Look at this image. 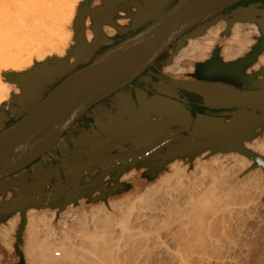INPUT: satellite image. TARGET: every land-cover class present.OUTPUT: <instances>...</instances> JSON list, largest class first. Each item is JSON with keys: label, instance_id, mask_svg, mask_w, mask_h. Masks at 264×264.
Instances as JSON below:
<instances>
[{"label": "water", "instance_id": "obj_1", "mask_svg": "<svg viewBox=\"0 0 264 264\" xmlns=\"http://www.w3.org/2000/svg\"><path fill=\"white\" fill-rule=\"evenodd\" d=\"M240 1L242 0H101L99 5H93V0H83L75 18V43L67 52L73 62H69L67 58L53 57L36 63L22 73L10 72L5 75L8 82L18 85L19 93H12L10 100L21 107L31 97V93H34L32 96L38 94L43 86L70 72L43 99L32 105L24 117L4 130L1 129L7 114L0 113V179L42 157L94 103L133 81L170 44L177 43L178 48L183 46L181 37L202 35L211 24L220 20L226 22V36H229L233 23L254 22L242 17L246 8H238L229 16L223 15L225 9ZM122 5L132 8V11L127 12L130 21L125 28L114 20ZM87 17L90 18V29L94 34L91 42H87L85 38ZM256 22L259 24L261 38L245 56L224 62L219 56V50L215 49L209 60L196 65L197 77L212 82L183 83L186 90L203 98L204 107L225 110L223 117L201 114L193 117L171 100L159 97L139 102L137 112L131 120L119 123L113 129L101 130L105 139L95 132V136L89 141L93 154L86 160L74 162L60 159L66 169V179L62 180L57 175L58 183L49 192L45 193L41 188L12 187L15 189V196L0 204V223L6 222L7 218L20 211L21 221L15 248H18L22 240L27 208H41L42 201L45 200L47 207L62 211L70 204H76L80 198L92 194L93 191L83 189L100 185L104 175L111 174L113 170L118 172L114 177L117 180L124 168L121 161L117 162L121 164L120 167L115 165L106 169V165L114 162L122 153H110L116 149L124 150L122 144L129 143L131 139H117L115 142L113 139L117 135L126 137L132 134V129L140 126L139 129L143 128L146 132L140 142L145 140L146 145L154 139L150 134V126L160 130L158 135L155 134L156 130L152 132L156 135L157 142L150 145V149L154 146L153 155L148 154L153 159H157V151L163 154L158 163L159 169L173 159L192 161L205 151H235L253 160L251 168L261 166L264 170V157L243 145L245 141L264 133V67L253 73H245L264 51V20ZM104 25L113 27L118 33L132 31L134 34L108 47L88 63L96 51L112 42L101 30ZM79 65L85 66L76 69ZM33 73L36 76H32ZM257 76H261V80ZM218 81L234 82L244 88L239 89ZM15 111L16 107L10 109V113ZM153 117L156 121H152ZM172 127H175L176 135L167 136ZM111 134L115 136H109ZM143 144L135 145L139 149L144 147ZM148 158L149 156H145L141 160ZM127 166L134 164L128 163ZM95 167L102 170L97 182L80 186L83 175ZM63 181L65 185H62ZM74 181L79 185L76 192L74 187L71 188ZM99 185L96 190L102 193L104 188ZM102 198L105 199L103 194Z\"/></svg>", "mask_w": 264, "mask_h": 264}, {"label": "bare ground", "instance_id": "obj_2", "mask_svg": "<svg viewBox=\"0 0 264 264\" xmlns=\"http://www.w3.org/2000/svg\"><path fill=\"white\" fill-rule=\"evenodd\" d=\"M63 10L62 0H0V104L12 87L1 72L3 66L20 71L32 66L34 61L63 57L71 37L68 28L71 21ZM37 27L40 35L33 38L29 33ZM219 33L217 26L201 38L189 39L168 69L183 71L186 70L181 66L183 60L205 58ZM251 35L241 23L235 24L222 53L227 58L242 54L252 42ZM139 128L132 129V134L126 137L109 135L115 136L113 142L131 139L129 142L144 143V147L122 153L106 169L120 167L118 161L125 167L128 163L135 166L145 156L153 159L154 146L150 147L157 142L155 134L160 130L154 134L156 129L150 126L154 139L146 145L145 140L140 142L145 132ZM247 146L264 156V136L248 142ZM157 152L156 158L161 162L163 154ZM253 164V160L238 153L197 159L191 167L172 161L169 170L137 196H126L108 206H93L80 215H71L70 221L78 230L65 223L60 245L53 240L57 234L52 226L53 218L30 211L25 228L26 263L243 264L242 259L251 258L258 250L254 245L256 250L250 251L249 244L254 242L256 231L264 228V170L258 166L246 171ZM72 185L75 192L79 190L76 181ZM18 221L16 213L0 226V241L13 243Z\"/></svg>", "mask_w": 264, "mask_h": 264}, {"label": "flooded vegetation", "instance_id": "obj_3", "mask_svg": "<svg viewBox=\"0 0 264 264\" xmlns=\"http://www.w3.org/2000/svg\"><path fill=\"white\" fill-rule=\"evenodd\" d=\"M238 8H246L247 10L244 12L242 17L249 19V20H253L254 24L257 26V28H259V24L256 21H263L264 20V13H263L264 12V0H242V1L232 5L231 7L225 9L222 13L225 16H229L233 11H235ZM128 11H132V8L125 6V5H122L120 7L119 11L117 12V14L114 18L116 24H118L119 26L124 27V28L129 26V22L121 24V25L118 23V20H120L121 18L125 19V21L128 20V15H127ZM88 27H90V26H88ZM137 31H139V30H137ZM133 34H134V32H132V31H128V32H124V33H118L116 30L112 36H109L105 33L104 35L107 37V39H109L112 42L107 43L106 46H104L100 50L96 51L93 54L92 58L89 59L88 63L91 62L93 57L96 56L97 54L103 52L108 47L125 40L126 38H128L129 36H131ZM258 37L259 36H257L256 39H259ZM180 39L184 40V44H186L187 39H185L184 37H181ZM91 41L92 40H90L89 42H91ZM176 47H177V43H172L169 46H167V48L153 62H151L140 75H138L133 81H131L126 86H128L130 84H136L137 86L144 89L147 92L149 97L158 96V97H162L163 99H169L172 102L176 103V105L187 110L191 114V116H193V117L196 116L197 114L215 116V117H223L224 113L226 112L225 110H223V109H208V108L204 107V105H203L204 100L201 96L194 94V93H190V92L182 89V87H181L182 82L196 80L195 74H192V73L190 74L189 72L180 73V74H173V73L166 70V67L173 61L175 55L180 50V49L176 50ZM213 52H214V50H212L210 52V55L207 58V60H209V58L212 57ZM70 60H71V58L68 59V61H70ZM186 63L187 62L182 63V65L184 66ZM195 64H196V62H195ZM85 65H79L78 67H76V69H80ZM253 72H256V71H253ZM69 73H67L66 75H64L60 78H57L51 84L43 86L41 91H40L41 94H39L40 92L38 93L37 100L34 102V104L36 102L40 101L41 99H43L52 89H54L62 80H64L68 76ZM256 78L259 79L260 76H257ZM200 80L204 81V82H212V81L207 80V79H200ZM218 82L221 84H227V85L229 84V85H232V86L239 88V89L244 88L243 85L237 84L234 82H226V81H218ZM126 86H124V87H126ZM121 89L122 88H120L119 90H121ZM119 90H117V91H119ZM113 94H111L110 96H112ZM110 96H108V97H110ZM108 97L94 103L90 108H92L95 104L107 99ZM14 107H16V111L14 113H10V109L14 108ZM20 108L21 107H17L14 102H11V100L8 101L5 105L0 106V113L5 112L7 114V118H8V121L5 123V127L2 130L8 128L12 124H14L18 120H20L22 117H24L27 114V111L31 107L28 110H26L25 112H20ZM83 115L80 116L72 124V126L70 128H68L62 134V136L53 144V146L49 150H47L45 152V154L52 151L57 146V144L61 141V139L66 134V132L69 131L70 129H72L75 126V124L83 117ZM226 118H228V117L226 116ZM152 121H156L155 117L152 118ZM119 123H126V121L116 122V123L112 124L111 126L105 128V129H113V128L117 127ZM174 129H175V127H172L171 129H169L167 136L176 135ZM97 133H98V135L100 134V136L105 139V136L101 132V130H97ZM184 134H186V133H184ZM122 148L124 150L116 149V150L111 151L110 154L114 155V154H121V153H127V152H134L137 150L138 147H137V145H135L133 143L130 144V142H129V143H123ZM87 155L88 154H84V155L82 154V156L78 157V160H76L74 162H81L83 160H86L89 157ZM40 158L41 157L35 159L34 161H32L30 164H28L23 169L15 172V173L7 176V177L1 178L0 182L6 181V179H12L17 174H19L23 171H26V170L28 171L33 164H35L36 162H39ZM62 159L68 160L67 158H62ZM69 161H71V160H69ZM149 163H150V165H149ZM158 163H160V159L154 160V159L150 158V159H147L144 163L138 161V163L135 166L124 167L123 171H121V174L119 175V178L117 180H114V177L118 174V172L116 170H113V172L111 174L108 173V174L104 175L100 185L96 184L95 187L93 186V187H89L87 189L84 188L83 190L93 191L92 195H95L98 192L96 190V188L99 185L102 188H104V193L106 194L108 189L113 190L116 188L119 189V187H121V188L124 187V184H121L122 176L125 175L126 173H128L130 170L136 169V170L140 171V169L143 166L147 167L148 169L151 168V169L155 170L158 168ZM49 170H54L53 176L45 175L41 178H35L32 175H30V172H27V173H29V175H27V178H25L24 180H20L19 182H16V184H14L15 189H17L19 187L31 188V189L32 188L33 189L41 188L45 193H47L50 191L51 187L54 184L58 183L57 178H56L57 175L62 180L66 179V169L63 168V163L59 159H53L52 160V163H51ZM49 173L52 174L50 171H49ZM101 173H102V170L99 169L98 167L93 168L87 174L83 175V177L80 181V186H85V185H89L93 182H97ZM136 175H138V174L136 173ZM69 178H71V176H69ZM62 185H65L64 181H63ZM9 187L5 186L2 188V190L0 189V204L5 203L6 201H9L13 196H15V189H12V188L7 189ZM33 194H35V191H33ZM42 203L43 204L41 205V207L47 206V202L45 200H43Z\"/></svg>", "mask_w": 264, "mask_h": 264}, {"label": "rangeland", "instance_id": "obj_4", "mask_svg": "<svg viewBox=\"0 0 264 264\" xmlns=\"http://www.w3.org/2000/svg\"><path fill=\"white\" fill-rule=\"evenodd\" d=\"M62 1H63V8H64L63 11L65 12V15L67 16L68 21H71L70 24H69V26H68L69 30L71 31V37H70L69 45H68V47L66 49V52L63 55V57H61V58L70 59L71 57L68 55L67 52L71 49V46L75 43V41H74V39H75V33H74L75 18H76V13H77V10L79 8V5L81 4V2L83 0H62ZM100 3H101V0H93V5H99ZM44 17L47 18L46 16H44ZM70 17H72V19H69ZM124 21H125V19H124ZM129 21L130 20L128 18V20H126L124 23H128ZM90 24H91V22H90ZM214 26H217V25L211 24L209 27L212 28ZM89 29H90V27H89ZM225 29H226V27L223 30H221V32L219 33L218 39H217L216 43L214 44L212 50H215V49L221 50L222 43L228 37V36L224 35ZM248 29H249V26L244 27V30H248ZM29 34L33 38H38V36L40 35L39 28L38 27L37 28H33L30 31ZM203 35H205V34H203ZM203 35H201L200 37H202ZM257 36L260 37V33L258 32V30H257L256 33H253L252 36H251L252 39H253V44L248 47V50L245 51V53L242 56H244L245 54H247L249 52L250 48L257 43V39H256ZM185 39H188V38H185ZM187 43H188V40H186V44ZM186 44H184L182 46V48ZM46 59H49V58H46ZM72 60H73V58H71L70 61H72ZM182 62H184V63L187 62L184 65L186 68H188L190 66L193 67L194 66V63H195V61L189 60V59L183 60ZM36 63H38V62L34 61L33 64H32V66H34ZM32 66H30L29 68H31ZM181 66L184 67L182 64H181ZM20 71H22V70H20ZM20 71H14V70L8 69L7 67H4V66H3V69L1 70V72L4 73L3 74L4 77H5L6 74H8L10 72L11 73H16V72H20ZM15 91H17V89L12 84V87L9 90V94L7 95V98L5 100V103L1 104L0 106H3L8 101H10L11 94L13 92H15ZM33 94L34 93H31L30 94L31 97H29V98H32L33 97L32 96ZM263 136H264V133L261 134V135H259V136L254 137L250 141H245L243 143L244 147L246 149H248V150H250V151L258 154L257 152H255L254 150H252L251 148H249L247 146V143L253 141L255 138H261ZM230 153H238V152L231 151V152H226V153H222V152L210 153L209 151H205V152L197 155L192 161H189L188 159H185V160L184 159H180L178 161H181L183 164L187 165L188 167H191V166H193L194 162L197 159H205L206 160V159H211L215 155L230 154ZM238 154L243 155L241 153H238ZM258 155H260V154H258ZM243 156H245V155H243ZM260 156H262V155H260ZM262 157H264V156H262ZM171 162L167 163L166 166L164 168H162V169L157 168V169L153 170L151 168L148 169L145 166H143L140 169V171H138L136 169H133L130 172H128V173H126L125 175L122 176L121 184H124V187H122V188L119 187V189L116 188V189H113V190L108 189L106 194L104 193V191L102 193H100L98 191L99 193L97 192V194H95V195H92V194L87 195L86 197L80 198L77 201L76 204H70L69 206H67L62 211L58 210L57 208L47 207V206H42L41 208L30 207V208H28V209L25 210V219H26L25 228H26V225H27L28 213L30 211H34V212H37L39 214L40 213H44L48 217V219H52L53 218V220H52V226H53L54 230H56V233H57L54 236V238H53V240L55 242L54 241L53 242L54 243H57L58 245H60L62 243L63 239H64L63 238L64 237L63 234H61L62 233L61 229L62 230L64 229V224L65 223L69 224L68 226H70V225H71V227L73 226V228H74L75 231L78 230V226H76V224H72L73 222L71 223V221H70L71 220V218H70L71 215H80L81 214V211L83 212V211L89 210L93 206H99V205L108 206L111 202L119 201L120 199L125 198L126 196H137L147 186H149L152 183H154L163 173H165L166 171H168ZM251 169H253V168H251V166H250L246 171L251 170ZM136 173L138 175H136ZM126 175H127V177H125ZM102 194L105 196V199L102 198ZM229 199L230 198H228V202H230ZM263 200H264V195H263ZM230 203H228V204H230ZM18 214H19V221H18V225L16 226L17 229L15 228V231H14L15 233H13V238H14L13 243L9 244L8 242H2V241H0V264H27L26 263L27 262L26 261V256H25V252H27V247H26L27 246V242H26L27 237H26L25 229H24V231L22 233L21 243L19 244L18 248H15V244H16V240H17L16 239L17 231H18L19 224H20V221H21L20 212ZM8 219L9 218H7V220ZM7 220H6V222H7ZM6 222L0 223V226L2 224H6ZM263 229L264 228L258 230V232L256 231V234H258V233L259 234L258 235L255 234L256 237L255 238H252V240L254 239V242L253 241L251 243L249 242L250 243L249 246L251 245L250 247L253 249L252 250L250 248V251L256 250V248L254 247V245L255 246L257 245V248H258V250H256V252L255 251L253 253L250 252V253H252L254 255L249 254L250 256L252 255L251 258L252 257H254V258H252V259L251 258H248L247 260L242 259V260H244L242 262L243 264H244L245 261L247 262L245 264H254L255 262H256L255 264H264V247H263L264 246V244H263L264 243V241H263V239H264V230ZM72 236H73V234H72ZM260 237H261V239H260ZM260 245H262V246L260 247ZM261 249H263V250H261Z\"/></svg>", "mask_w": 264, "mask_h": 264}, {"label": "crops", "instance_id": "obj_5", "mask_svg": "<svg viewBox=\"0 0 264 264\" xmlns=\"http://www.w3.org/2000/svg\"><path fill=\"white\" fill-rule=\"evenodd\" d=\"M124 22H125L124 19L118 20V23L120 25L124 24ZM237 23H241L244 27L249 26V29L245 30L246 32L251 31L253 34V33H256L258 30V28L254 24V22H239V21L233 23V25L231 26V29ZM85 25H86L85 38H86L87 42H89L93 38V32L88 27L90 25V18L89 17L86 18ZM214 25L219 26L220 32H221V30H223L226 27V22L224 20H220V21L216 22ZM217 26H214L212 28H215ZM212 28L208 27L205 32L211 30ZM231 29H230V33H231ZM102 31L104 34L106 33L109 36H112L115 33V29L109 25H104L102 27ZM205 32L203 34H206ZM258 32H259V30H258ZM230 33H229V36H230ZM200 36L201 35L196 36V37H189L187 40H189L191 38H201ZM218 36L216 38V41L218 39ZM229 36L227 38H229ZM226 39H225V41H226ZM216 41H215V43H216ZM225 41L222 43L221 50L219 51V56L221 57V59L224 62H230V61H234L236 59L241 58V56L245 53V51L248 50V47L253 44V39H252V42L248 45L247 49L242 54H240L236 57H233V58H227L222 53ZM179 49L181 50L182 46L179 48L176 47V50H179ZM209 55H210V52L203 59L193 60L196 62V64L194 63L195 65L193 67L192 66H190L188 68L183 67L186 70L178 71V72L168 69V67L173 64V62L175 60V57H174L173 61L166 67V70L173 73V74H180V73H185V72H189L190 74L191 73L195 74L196 80L182 82L181 87H182V89L186 90L183 86V83L195 82V81L204 82V81L200 80V79H204V78L197 77L196 65L200 64V63H204L207 60V58L209 57ZM42 62H38V63H42ZM70 62H73V60ZM182 63H184V62H181V64ZM262 66H264V51L258 56L256 63L251 68H249V70L247 72L256 71L259 68H261ZM27 70H28V68L25 70H22L18 73H22V72L27 71ZM13 85L17 89V91H15L13 93L18 94L19 88L16 86V84H13ZM186 91H188V90H186ZM188 92H190V91H188ZM190 93H194V92H190ZM39 94H41V92ZM194 94H196V93H194ZM37 97H38V94L34 95L32 98L27 99L24 102V104L21 106L20 112H25L26 110H28L34 104V102L37 100ZM154 97H158V96H154ZM147 98H151V97L148 96L147 92L144 89L137 86L136 84H130V85L122 88L121 90L115 92L112 96L108 97L107 99L95 104L92 108H90L83 115V117L75 124V126L72 129H70L69 131L66 132L64 137L61 139V141L57 144V146L52 151L43 155L40 158L39 162H36L35 164H33L28 171L27 170L23 171V172L17 174L12 179H6V181L0 182V189L2 190V188L5 186H8V187L10 186L7 189L12 188L14 186V184H16V182H19L20 180H24L25 178H27V175H29V173H27V172H30V175H32L35 178H41L45 175L53 176L54 170H49L53 159H59L60 160L62 158H67L68 160L76 161V160H78V157L82 156V154L83 155L88 154L87 156L92 155L93 150L90 146L89 141H90V138L92 136H95V132H97V130L105 129V128L111 126L112 124H114L116 122H119V121H126L127 122V121L131 120V118L137 112L139 102H141ZM159 98H162V97H159ZM3 103H5V101H3L1 104H3ZM7 121H8V118H6L4 120L2 129L5 127V123ZM156 131H158V130H156ZM150 134L152 137H154L152 135V133H150ZM131 143L134 144V142H130V144ZM119 160H120V158H119ZM175 160H180V159H173L172 161H175ZM127 161L131 162L128 159H127ZM48 170L52 174H50ZM19 212L17 211L16 213H19ZM15 214H13V215H15ZM13 215H11V216H13Z\"/></svg>", "mask_w": 264, "mask_h": 264}]
</instances>
